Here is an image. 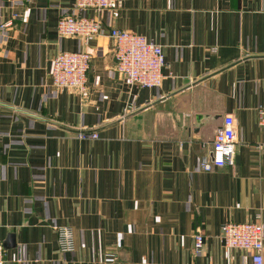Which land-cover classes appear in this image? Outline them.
Masks as SVG:
<instances>
[{"label": "crops", "instance_id": "obj_1", "mask_svg": "<svg viewBox=\"0 0 264 264\" xmlns=\"http://www.w3.org/2000/svg\"><path fill=\"white\" fill-rule=\"evenodd\" d=\"M75 2L0 0V24L14 19L0 27V244L16 241L6 264H251L221 228L264 227V0H122L116 11ZM65 15L104 31L62 37ZM111 28L163 47L161 87L116 72ZM74 51L92 56L85 95L53 86L55 57ZM227 115L234 165L206 172ZM64 228L74 252L60 251Z\"/></svg>", "mask_w": 264, "mask_h": 264}, {"label": "built area", "instance_id": "obj_2", "mask_svg": "<svg viewBox=\"0 0 264 264\" xmlns=\"http://www.w3.org/2000/svg\"><path fill=\"white\" fill-rule=\"evenodd\" d=\"M123 6L122 0H76L79 11L87 9L116 11ZM19 16L16 15L17 19ZM14 19L0 24L3 29L14 26ZM58 33L65 38H78L87 41L104 31L102 21L90 17L65 15L57 25ZM109 36L114 42L116 72L123 75L133 85L143 88L161 87L166 66L163 47L137 33L119 28H111ZM92 56L86 51L62 52L53 61L52 82L58 90L76 91L85 95L88 90V74ZM259 125L264 129V104L258 111ZM80 139H98L97 132H80ZM237 144L235 120L227 115L223 124L209 143V156L204 158L201 167L209 172L214 168L234 165ZM221 239L229 249L246 252L251 264H264V227L261 223H226L221 228ZM205 246V235L198 232L194 236V251L199 253ZM59 248L63 253L75 251L72 231L68 228L59 231ZM0 264L5 262V248L0 244Z\"/></svg>", "mask_w": 264, "mask_h": 264}, {"label": "water", "instance_id": "obj_3", "mask_svg": "<svg viewBox=\"0 0 264 264\" xmlns=\"http://www.w3.org/2000/svg\"><path fill=\"white\" fill-rule=\"evenodd\" d=\"M4 247L7 249L16 247V241L14 235L9 236L7 242L4 244Z\"/></svg>", "mask_w": 264, "mask_h": 264}]
</instances>
